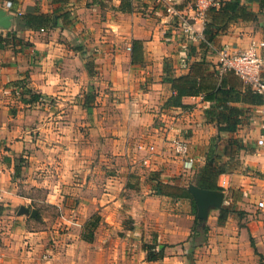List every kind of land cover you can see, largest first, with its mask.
I'll return each instance as SVG.
<instances>
[{"label": "crops", "instance_id": "1", "mask_svg": "<svg viewBox=\"0 0 264 264\" xmlns=\"http://www.w3.org/2000/svg\"><path fill=\"white\" fill-rule=\"evenodd\" d=\"M7 1L0 14L10 26L0 25V35L16 39L0 48V264H264V104L243 100L246 85L219 69L216 53L264 40L261 0H242L256 19L232 23L209 48L189 0H173L192 19L188 36L158 0H137L129 13L116 9L121 0ZM27 13L69 17L36 30L18 20ZM134 40L142 62H132ZM167 69L175 77L216 69L245 122L217 141L218 126L206 118L214 102L184 96L185 106L166 107L174 93ZM165 131L189 141L195 177L169 152L150 168L132 153L148 135L160 148ZM215 152L228 169L217 181L223 206L233 211L220 224V209L211 210L206 241L196 245L188 186ZM146 246L159 258L149 261Z\"/></svg>", "mask_w": 264, "mask_h": 264}, {"label": "trees", "instance_id": "2", "mask_svg": "<svg viewBox=\"0 0 264 264\" xmlns=\"http://www.w3.org/2000/svg\"><path fill=\"white\" fill-rule=\"evenodd\" d=\"M12 8L19 4V0H11ZM137 0H121V3L116 9L123 13H129L133 10V2ZM261 9L264 10V0L260 1ZM61 17L67 19L69 14H40V13H27L18 16V20L26 28L30 29H47L56 26V21ZM257 15L248 9L247 5L242 4V0H223L222 5L218 9H211L209 16L205 23L203 31V40L201 45L203 47L211 46L214 40L220 34L228 32L232 23L238 20H251L256 19ZM264 38V28H263ZM15 40V36L8 34L6 37L0 35V48L4 47L9 41ZM264 41V40H263ZM143 61V44L138 41H133L132 46V62ZM166 80L171 83L174 93L165 102L166 107H183L184 96H199L202 95L205 100L214 102V104L206 111L207 122L216 123L218 126L219 134L216 137L217 141L222 139L221 133H231L237 130L240 124L245 122V112L234 106H228L230 102H235L240 98L232 94L233 87H227L225 81L220 79L218 71L215 69L213 72H205L202 75L193 76L185 75L175 77L170 69L166 70ZM246 85V84H245ZM245 102L254 105L264 104V95L254 90L251 86L246 85L245 95L243 96ZM236 144L242 147L240 141L233 140L230 146ZM223 154L215 152L210 161L206 163L205 167L200 171L199 175L194 179L196 185L203 189L222 190L218 185V177L227 172L226 163L222 161ZM156 188H160L157 185ZM196 209V204L194 202ZM233 211V207L224 205L220 209L219 223L224 224ZM98 217L96 218V220ZM88 235L84 234L86 240L91 241L94 236V230L97 227V222L90 223ZM208 233V226L201 221L197 215L192 227V239L194 244L200 245L206 241ZM148 250V260L153 261L159 257L152 254L150 247L146 246Z\"/></svg>", "mask_w": 264, "mask_h": 264}, {"label": "built area", "instance_id": "3", "mask_svg": "<svg viewBox=\"0 0 264 264\" xmlns=\"http://www.w3.org/2000/svg\"><path fill=\"white\" fill-rule=\"evenodd\" d=\"M165 8L168 15L178 17L183 32L188 36L192 34L194 25L192 19L184 15H180L173 0H158ZM223 0H189V3L195 13V16L206 23L211 9H218L222 5ZM8 8H12V1H7ZM219 57L218 66L222 72H232L246 85L251 86L254 90L264 95V41L254 42L245 51H234L229 46H221L216 49ZM264 114V111H263ZM169 131H165V135L161 138L162 145L155 140L150 139V135L146 139L138 140L133 146L132 153L134 156L142 153L140 162L144 167H153L155 157L162 156L164 152L181 160L182 171L190 177L196 175L195 159L190 154V144L186 138L180 136L169 137ZM264 144V136L258 140V145ZM2 146L0 144V176L3 173ZM195 177V176H194ZM226 179L221 180V186H227ZM2 190L0 187V202ZM258 207L264 210V200L259 201ZM50 256L46 254L45 257Z\"/></svg>", "mask_w": 264, "mask_h": 264}, {"label": "water", "instance_id": "4", "mask_svg": "<svg viewBox=\"0 0 264 264\" xmlns=\"http://www.w3.org/2000/svg\"><path fill=\"white\" fill-rule=\"evenodd\" d=\"M250 3L259 2L260 0H247ZM0 25L4 27H9L10 22L6 21L1 17L0 14ZM188 190L193 196L197 207V217L205 222L208 219L209 213L214 209H221L224 203L225 193L222 190H210L200 188L195 183H190ZM30 213L31 217L35 218L38 216V210L28 209L25 207L20 208V214Z\"/></svg>", "mask_w": 264, "mask_h": 264}]
</instances>
